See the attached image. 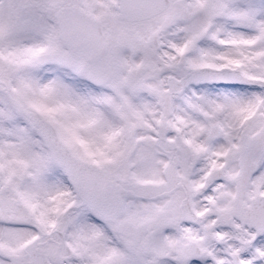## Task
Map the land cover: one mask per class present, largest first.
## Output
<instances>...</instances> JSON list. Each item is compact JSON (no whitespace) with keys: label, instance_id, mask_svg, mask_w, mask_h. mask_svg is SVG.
I'll use <instances>...</instances> for the list:
<instances>
[{"label":"snow or ice","instance_id":"obj_1","mask_svg":"<svg viewBox=\"0 0 264 264\" xmlns=\"http://www.w3.org/2000/svg\"><path fill=\"white\" fill-rule=\"evenodd\" d=\"M0 264H264V0H0Z\"/></svg>","mask_w":264,"mask_h":264}]
</instances>
